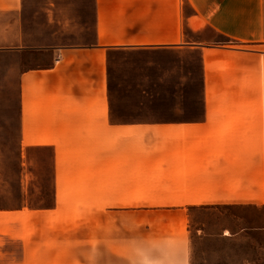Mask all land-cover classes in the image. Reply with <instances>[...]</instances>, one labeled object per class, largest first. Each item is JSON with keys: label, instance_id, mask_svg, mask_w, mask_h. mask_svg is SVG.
Segmentation results:
<instances>
[{"label": "rangeland", "instance_id": "1", "mask_svg": "<svg viewBox=\"0 0 264 264\" xmlns=\"http://www.w3.org/2000/svg\"><path fill=\"white\" fill-rule=\"evenodd\" d=\"M182 37L111 57L107 104L118 126H132L101 138L99 160L62 154L74 167L60 169L57 187L53 151L20 144L16 88L8 66L0 71V264H165L158 226L175 218L155 210L191 203L201 204L190 210L192 264H264V210L171 196L158 166L172 140L155 129L204 112L264 113V45L186 25Z\"/></svg>", "mask_w": 264, "mask_h": 264}, {"label": "crops", "instance_id": "2", "mask_svg": "<svg viewBox=\"0 0 264 264\" xmlns=\"http://www.w3.org/2000/svg\"><path fill=\"white\" fill-rule=\"evenodd\" d=\"M185 25L264 45V0H0V71L8 66L16 88L17 135L23 147L53 151L56 187L60 169L74 167L62 154L99 160L101 138L132 126H118L107 104L111 57L174 48ZM155 126L172 140L158 166L171 196L264 210V113L204 112ZM200 205L155 210L175 218L158 226L165 264H192L190 210Z\"/></svg>", "mask_w": 264, "mask_h": 264}]
</instances>
